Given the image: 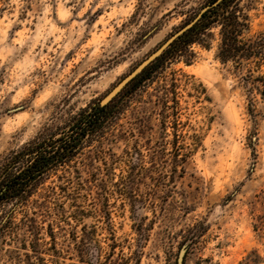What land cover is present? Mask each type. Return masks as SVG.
<instances>
[{"label": "rangeland", "instance_id": "374dc122", "mask_svg": "<svg viewBox=\"0 0 264 264\" xmlns=\"http://www.w3.org/2000/svg\"><path fill=\"white\" fill-rule=\"evenodd\" d=\"M206 1L0 0V160L101 100ZM250 15L251 35L264 29V0H254ZM218 41L214 30L209 48L193 45L190 63L167 68L181 84L165 122L153 83L114 134L54 167L31 197L41 200L58 173L82 172L92 189L82 203L84 221L96 227L91 264H177L183 246L181 264H264L263 86L222 63ZM144 105L147 122L140 121ZM99 185L131 187L133 211L119 194L98 211L91 199ZM56 200L50 216L39 218L47 245ZM65 229L54 228L69 263L73 244ZM10 243L0 237V264H8Z\"/></svg>", "mask_w": 264, "mask_h": 264}, {"label": "trees", "instance_id": "16d2710c", "mask_svg": "<svg viewBox=\"0 0 264 264\" xmlns=\"http://www.w3.org/2000/svg\"><path fill=\"white\" fill-rule=\"evenodd\" d=\"M204 7L206 9L201 12ZM253 8L254 0H207L200 10L185 19L180 28L195 19L194 22L129 80L111 100L105 104H101L100 100L91 101L71 114L62 126L40 134L0 160V237H9L10 244L14 246L7 249L8 264H91L90 249L95 239L96 227H90L84 221L87 213L82 203L88 200L92 189L85 184L82 172L75 170L58 173V183L40 194L41 200L31 197L51 176L54 167L70 163L95 138L114 134L128 106L139 101V92L153 83H156V103L161 108L160 114L165 122V118L172 114L167 111L169 102H177V89L181 84L175 72L169 75L167 68L179 61L190 63L193 45L209 48L214 30L219 39L216 57L222 63H231L238 71H245L242 78L246 82L250 79L257 82V88L263 86L260 93L264 92V74L254 75L264 65V29L249 34L252 21L250 11ZM145 102L149 103L151 100ZM143 108L145 110L142 111L140 121L147 122L150 118L149 111L145 105ZM111 194L124 196L130 201L133 211L131 200L135 195L131 187L109 189L100 185L91 199L98 211L104 212ZM54 195L57 202L61 201L55 202L57 207L53 213L56 216L47 223L45 232L51 241L47 245L48 241L42 235L44 225L39 218L48 217L52 213L49 202ZM64 200H67L69 210L65 207ZM17 212L22 214L18 220L15 216ZM55 227L63 231H67L65 228L69 229L68 239L73 244L74 254L71 258L73 261L69 263L65 259L71 255L57 246ZM43 254L49 255V262H46Z\"/></svg>", "mask_w": 264, "mask_h": 264}, {"label": "water", "instance_id": "95a60500", "mask_svg": "<svg viewBox=\"0 0 264 264\" xmlns=\"http://www.w3.org/2000/svg\"><path fill=\"white\" fill-rule=\"evenodd\" d=\"M206 7H204L202 11H204ZM200 14H198L199 16ZM197 16V17H198ZM196 17V18H197ZM195 20V19H194ZM187 23L185 26L180 28L178 31L173 33L170 37H168L158 48H156L154 51H152L145 59H143L130 73H128L126 76H124L104 97L100 100L101 104L107 103L109 100H111L123 87L124 85L131 80L134 76H136L147 64H149L153 59H155L168 45L169 43L182 31H184L186 28H188L193 22ZM185 252V247L183 246L180 250L177 264L182 263L183 254Z\"/></svg>", "mask_w": 264, "mask_h": 264}]
</instances>
